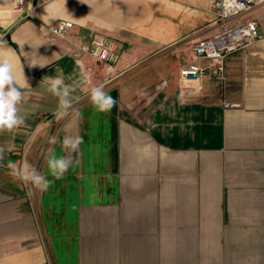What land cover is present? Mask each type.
<instances>
[{"label": "crops", "instance_id": "obj_1", "mask_svg": "<svg viewBox=\"0 0 264 264\" xmlns=\"http://www.w3.org/2000/svg\"><path fill=\"white\" fill-rule=\"evenodd\" d=\"M261 38L234 52L223 78L184 79L211 36L209 0H0V57L24 87L26 126L0 134V264H264V7ZM73 21L82 40L121 47L112 69L52 37ZM44 64L45 67H29ZM84 81L65 114L44 76ZM115 100L97 111L90 89ZM65 135L83 138L76 153ZM55 136L56 144L49 138ZM45 150L38 168L37 152ZM50 150L71 155L62 179ZM9 159L46 175V191L10 177Z\"/></svg>", "mask_w": 264, "mask_h": 264}, {"label": "built area", "instance_id": "obj_2", "mask_svg": "<svg viewBox=\"0 0 264 264\" xmlns=\"http://www.w3.org/2000/svg\"><path fill=\"white\" fill-rule=\"evenodd\" d=\"M209 3L216 16V30L211 36L195 42L192 47L195 58L207 60L208 63H194L183 68L181 77L184 79L223 78L229 56L261 38L258 21L247 18L246 14L264 5V0H209ZM51 31L54 40L57 37L77 39L73 51L76 58L88 55L108 69L114 68L121 59L122 51L118 42L98 32H91L87 40H82L83 36L73 21L58 20L52 25Z\"/></svg>", "mask_w": 264, "mask_h": 264}, {"label": "clouds", "instance_id": "obj_3", "mask_svg": "<svg viewBox=\"0 0 264 264\" xmlns=\"http://www.w3.org/2000/svg\"><path fill=\"white\" fill-rule=\"evenodd\" d=\"M45 67L44 64H29V67ZM24 84H19L12 62L7 57H0V134L12 133L26 126V117L20 114V106L24 99V87L30 86L27 77L24 75ZM46 85V91L58 98V111L61 114L67 113L73 107L72 93L76 87L84 81L65 83L62 72L56 76H44L41 80ZM90 101L99 112H110L116 105V100L104 90L103 86H95L90 89ZM50 144H56L57 138H49ZM83 138L79 135H65L62 140V148L67 153H76ZM10 147L0 145V164L4 161L5 153L11 152ZM74 161L71 155L57 156L50 150L47 158L49 175L56 180L62 179L68 172ZM8 169V175L19 182H30L36 189L46 191L51 186V181L46 175L41 174L37 169L19 161L9 159L2 165Z\"/></svg>", "mask_w": 264, "mask_h": 264}, {"label": "rangeland", "instance_id": "obj_4", "mask_svg": "<svg viewBox=\"0 0 264 264\" xmlns=\"http://www.w3.org/2000/svg\"><path fill=\"white\" fill-rule=\"evenodd\" d=\"M260 7H264V5H261V6H257V7H255L253 10H251L250 12H248L247 14H246V17L247 18H253V13H254V10H256V9H258V8H260ZM38 154H37V166H38V168H39V166H41L42 165V163H43V160H44V156H45V150H43L41 153H39V152H37Z\"/></svg>", "mask_w": 264, "mask_h": 264}]
</instances>
